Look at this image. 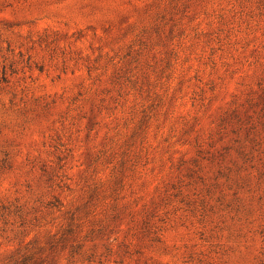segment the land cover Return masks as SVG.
<instances>
[{"label": "rangeland", "instance_id": "obj_1", "mask_svg": "<svg viewBox=\"0 0 264 264\" xmlns=\"http://www.w3.org/2000/svg\"><path fill=\"white\" fill-rule=\"evenodd\" d=\"M0 264H264V0H0Z\"/></svg>", "mask_w": 264, "mask_h": 264}]
</instances>
